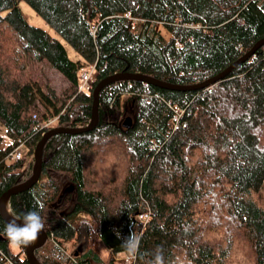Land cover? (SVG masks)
I'll return each mask as SVG.
<instances>
[{"label":"trees","instance_id":"16d2710c","mask_svg":"<svg viewBox=\"0 0 264 264\" xmlns=\"http://www.w3.org/2000/svg\"><path fill=\"white\" fill-rule=\"evenodd\" d=\"M25 1L79 58L28 23L19 0H0V122L28 148L14 160L6 156L10 147L0 149V194L31 174L49 117L58 115L60 126L87 125L99 79L139 72L193 84L264 36V0ZM88 64L95 66L91 88L77 91ZM44 65L62 76L61 95L39 71ZM166 102L182 109L186 124L174 127ZM127 115L132 122L124 128ZM8 203L21 219L29 211L44 218L57 244L34 249L40 264H73L62 247L83 264H114L111 253L126 250L131 235L133 264H264V43L200 89L125 78L105 85L95 126L49 135L38 180ZM6 224L0 213V264H29L25 249L10 246Z\"/></svg>","mask_w":264,"mask_h":264},{"label":"water","instance_id":"95a60500","mask_svg":"<svg viewBox=\"0 0 264 264\" xmlns=\"http://www.w3.org/2000/svg\"><path fill=\"white\" fill-rule=\"evenodd\" d=\"M263 43H264V36L259 38L254 43V45L252 46V48L250 50H248L245 54H243L237 60L230 63L224 69H222L218 73L212 75L211 77H209L203 81L196 82L193 84H176V83H172V82H168L165 80L158 79V78L150 76V75L142 74L139 72L113 73L111 75H108V76H105V77L99 79L96 82V84L92 90V98L93 99H92V105H91V111H90V119H89L87 125L84 127H66V126L56 125L54 127L49 128L48 130H46L42 134L41 138L36 142L34 149H33V153H32L33 163H32V168H31V174L29 175V177L22 184L12 186V187L4 190L0 194V213H1L2 217L6 220V222L13 219V218L8 217L3 210V205L6 201H8V198L10 197V195H12L13 193H15V192H17L23 188L29 187L30 185H32L33 183H35L38 180L39 173H40L43 144H44L45 139L49 135L54 134V133H59V132L77 133V132L83 131L85 129H90V128L95 126V124L97 123V120H98V92L105 85H107L110 82L115 81L119 78H125L128 80H140V81L150 83V84H153L155 86H158L161 88H166V89H178V90L200 89V88H203V87L227 76L231 72L232 69H234L241 61L245 60L250 54H252V52L257 47H259ZM131 122H132V118L128 115L123 119L121 125L124 128H127L130 126ZM69 189H70V187H66L65 189H63L62 194H64ZM15 219L17 220L18 225H22L23 221L21 220V218L15 216ZM46 239H47V233L45 231H42L40 240L37 243L31 244L25 248V255H26V258L28 259L29 264H40L34 255V249L41 246L46 241ZM74 254L76 255V252H74Z\"/></svg>","mask_w":264,"mask_h":264},{"label":"built area","instance_id":"2783aa9c","mask_svg":"<svg viewBox=\"0 0 264 264\" xmlns=\"http://www.w3.org/2000/svg\"><path fill=\"white\" fill-rule=\"evenodd\" d=\"M95 76V66L94 64L85 65L82 69H80L78 73V85L77 91H88L91 88L92 79ZM212 86H208L207 90H211ZM128 93H122L120 99L122 100L126 97ZM168 107L172 109V122L174 127L177 126L179 123L186 124V121L181 119L182 109H179L174 104L170 102H166ZM58 121V115H54L49 117L44 123L41 124L43 129L42 134L45 132V129H49L54 127ZM25 144V141L22 138H13L5 133H2L0 136V149L4 150L8 147L9 150L6 153V156L12 160L19 159L23 156V149L22 146ZM139 217H144L143 219L140 218L141 221H146L148 219V212L142 213L138 215ZM52 244H57L54 239H50ZM111 251V248H108ZM62 250L67 255L68 260L73 264H83L76 257L70 254L65 247H62ZM114 259H118L121 254H124L126 264H133L134 258H131L127 250L122 251H114L111 253ZM6 264H15L11 260L7 259Z\"/></svg>","mask_w":264,"mask_h":264},{"label":"rangeland","instance_id":"374dc122","mask_svg":"<svg viewBox=\"0 0 264 264\" xmlns=\"http://www.w3.org/2000/svg\"><path fill=\"white\" fill-rule=\"evenodd\" d=\"M18 5H19L20 10H21L22 14L24 15V17L26 18L28 23L45 29L53 37H56L57 39H59L60 42L65 47V49L67 51V54H68V56L71 59L79 58L78 54L75 52L73 47L64 38H62L49 25V23L42 16H40L25 0H19ZM155 29L157 31H159V33L165 39L169 38L170 33L167 31V29L161 23H156L155 24ZM43 68L44 69H40L39 71H41L49 79L50 86L56 91L57 94L61 95L62 93H64L65 82L62 79V76L60 75V73L58 71H56L54 68H52V67H50L48 65H46V66L44 65ZM3 132H4V126L0 122V136H1V134ZM22 149L24 151L23 152V156H26L25 153L28 150L27 146L24 144L22 146ZM138 218L140 220V218L143 219L144 217H142V216L139 217L138 216ZM51 244L52 243H51L50 239L47 238L46 241L44 242V244H43L44 246L41 248V250L45 251L47 248H49L51 246ZM13 249L16 250V248H13ZM101 255L103 257H105L107 255V250L101 249ZM111 256H112V254H111ZM113 262H114V264H126V260H125L124 254H121L118 259H114L113 258Z\"/></svg>","mask_w":264,"mask_h":264},{"label":"clouds","instance_id":"9594fccd","mask_svg":"<svg viewBox=\"0 0 264 264\" xmlns=\"http://www.w3.org/2000/svg\"><path fill=\"white\" fill-rule=\"evenodd\" d=\"M43 206L41 205V208ZM22 225L17 224L15 218L7 222L5 227L6 236L11 247L16 249H25L35 243L39 235L45 229V220L37 211H29L23 215ZM126 250L131 258H135L138 243L134 236H130L124 242ZM159 259V258H158Z\"/></svg>","mask_w":264,"mask_h":264},{"label":"bare ground","instance_id":"6f19581e","mask_svg":"<svg viewBox=\"0 0 264 264\" xmlns=\"http://www.w3.org/2000/svg\"><path fill=\"white\" fill-rule=\"evenodd\" d=\"M3 210H4L5 214H6L8 217H10V218H15L14 214L12 213V211H11V209H10V206H9L8 201H6V202L4 203V205H3ZM40 238H41V233H40V235H39L38 240H37L35 243H37V242L40 240ZM33 244H34V243H33Z\"/></svg>","mask_w":264,"mask_h":264},{"label":"crops","instance_id":"0c3cea01","mask_svg":"<svg viewBox=\"0 0 264 264\" xmlns=\"http://www.w3.org/2000/svg\"><path fill=\"white\" fill-rule=\"evenodd\" d=\"M82 215V214H81ZM48 238V237H47ZM66 248V247H65ZM66 250H67V248H66Z\"/></svg>","mask_w":264,"mask_h":264}]
</instances>
